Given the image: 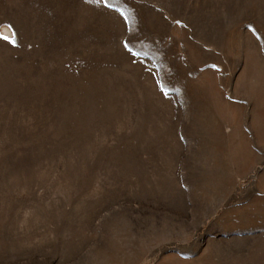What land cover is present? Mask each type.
<instances>
[{"label":"rangeland","instance_id":"rangeland-1","mask_svg":"<svg viewBox=\"0 0 264 264\" xmlns=\"http://www.w3.org/2000/svg\"><path fill=\"white\" fill-rule=\"evenodd\" d=\"M0 264H264V0H0Z\"/></svg>","mask_w":264,"mask_h":264},{"label":"snow or ice","instance_id":"snow-or-ice-1","mask_svg":"<svg viewBox=\"0 0 264 264\" xmlns=\"http://www.w3.org/2000/svg\"><path fill=\"white\" fill-rule=\"evenodd\" d=\"M97 2H99V0H97ZM5 39H7V37H5Z\"/></svg>","mask_w":264,"mask_h":264}]
</instances>
